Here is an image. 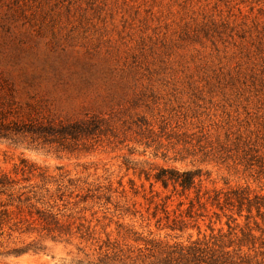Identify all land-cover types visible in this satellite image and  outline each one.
<instances>
[{
	"label": "rangeland",
	"instance_id": "1",
	"mask_svg": "<svg viewBox=\"0 0 264 264\" xmlns=\"http://www.w3.org/2000/svg\"><path fill=\"white\" fill-rule=\"evenodd\" d=\"M0 72L55 119L102 121L69 151L0 143L22 201L0 218V264H119L148 257L136 239L226 229L210 205L188 219L195 190L163 189L161 169L264 197V0H0ZM38 211L70 235L53 240Z\"/></svg>",
	"mask_w": 264,
	"mask_h": 264
},
{
	"label": "trees",
	"instance_id": "2",
	"mask_svg": "<svg viewBox=\"0 0 264 264\" xmlns=\"http://www.w3.org/2000/svg\"><path fill=\"white\" fill-rule=\"evenodd\" d=\"M102 121L91 117L81 120L64 121L53 118L41 101L32 98L29 102L19 101L15 86L0 72V143L17 145L26 143L28 148L35 150L49 148L69 151L76 147L77 143L88 140L100 132ZM201 171L191 172L161 169L155 176L156 183H160L163 189L171 187L173 193L180 197L195 190V203L190 202L188 219H193V209L197 205L198 211L204 210L210 205L216 211L213 215L217 219L221 216L227 219L224 227L213 230L210 235L198 238L187 244H175L167 246L154 242H141L148 252V257H141V249L122 254L119 264H264V232L257 237L255 232L260 229L254 220L256 217L264 220V197L254 196L245 191L227 189L226 191L202 190ZM14 182L0 174V211L1 217H9L15 208L19 211V205L14 207L13 188ZM179 191V192H178ZM48 193V192H47ZM7 198L6 202L2 201ZM28 201V200H27ZM26 201V202H27ZM180 206L183 205L181 202ZM236 211V217L242 218L246 213L243 227L238 220L231 215ZM43 232L52 236V239L69 236V232L61 229L60 222L50 214L36 212ZM200 217H203V215ZM253 223L254 229L251 228ZM176 231L177 224L185 226L184 221H173ZM183 227H179L181 231ZM108 260V257H106ZM115 261V260H114Z\"/></svg>",
	"mask_w": 264,
	"mask_h": 264
}]
</instances>
